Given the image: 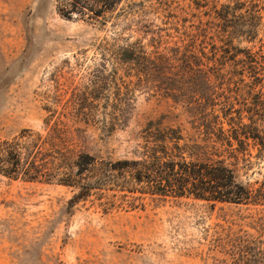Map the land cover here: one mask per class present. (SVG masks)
<instances>
[{
    "label": "rangeland",
    "instance_id": "374dc122",
    "mask_svg": "<svg viewBox=\"0 0 264 264\" xmlns=\"http://www.w3.org/2000/svg\"><path fill=\"white\" fill-rule=\"evenodd\" d=\"M57 4L0 0V140L56 130L61 151L132 160L168 129L203 147L197 111L214 110L225 130L229 117L264 113V0H118L99 16ZM185 52L222 60L232 81L187 86L176 70ZM200 96L210 102L199 109ZM247 142L248 161L218 146L206 158L256 188L264 158ZM77 190L0 175V264H251L252 250L264 264V206L113 187L71 204Z\"/></svg>",
    "mask_w": 264,
    "mask_h": 264
},
{
    "label": "trees",
    "instance_id": "16d2710c",
    "mask_svg": "<svg viewBox=\"0 0 264 264\" xmlns=\"http://www.w3.org/2000/svg\"><path fill=\"white\" fill-rule=\"evenodd\" d=\"M56 1L58 11L64 16L73 13L99 16L118 0ZM255 7L251 14H259ZM204 53L185 52L179 57L177 74L187 86L197 88L199 80H206L211 75L221 82L232 81V71L222 70L219 62L222 60L208 58ZM244 54L248 67L255 69L258 63L255 55ZM206 60L214 64L218 61L219 66H209ZM206 101V98L196 97L194 105L200 109ZM193 118L194 121L200 120L198 128L202 133L203 147L197 140H186L176 129H168L166 133L152 134L151 142L144 146L143 158L132 160L105 161L83 152L69 154L58 148L54 140L56 130L43 135L23 129L11 139L0 140V175L77 187V193L70 199L71 204L87 196L92 189L113 187L131 193L192 196L207 201L264 206V175L256 188L244 185L239 182L235 167L226 164L224 159L206 158L205 152V146L213 151L218 146L228 157L238 160L241 154L243 161H248L251 153L247 141L250 139L252 147H259L257 156L264 158V113L261 110L253 113L248 123H244L241 116L229 117L232 126L228 130L223 129L214 110L197 111ZM232 140L237 142V147H232ZM196 148L200 149L199 153L202 148L204 152L199 154ZM211 154L213 156L214 152ZM254 254L252 250L251 264H255Z\"/></svg>",
    "mask_w": 264,
    "mask_h": 264
}]
</instances>
